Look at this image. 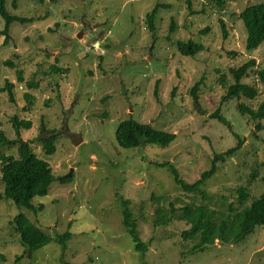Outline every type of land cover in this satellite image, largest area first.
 I'll list each match as a JSON object with an SVG mask.
<instances>
[{
	"label": "rangeland",
	"instance_id": "374dc122",
	"mask_svg": "<svg viewBox=\"0 0 264 264\" xmlns=\"http://www.w3.org/2000/svg\"><path fill=\"white\" fill-rule=\"evenodd\" d=\"M262 1L224 0L221 6L212 0H15L14 6L5 1L9 14L31 21H12L4 43L0 16L5 136H0V155H16L18 140L29 142L56 179L47 195L33 199L36 209L0 198V264H264L262 225L237 241L215 239L201 249H193L198 238H181L188 227L184 220L152 226L155 206L178 197L177 207L190 197L208 201L185 193L172 168L160 165L165 161L190 184L211 166L213 154L241 140L205 178L208 204L216 211L228 204L238 209V188L250 196L264 193V115L239 106L258 111L264 101V83L256 73L264 68V42L247 50L239 18L246 5ZM152 9L151 29L146 15ZM188 39L204 48L182 55L177 41ZM252 58L255 64L242 80L258 90L256 96L221 98L233 80L228 67ZM214 111L227 124L211 115ZM12 115L30 119L31 126L15 130ZM126 117L174 133L175 141L168 147H121L114 135ZM64 124L81 133L78 145L62 133ZM50 135L55 151L46 154L42 140ZM125 206L147 245L144 254L122 223ZM18 211L51 236L47 245L29 253L19 243L11 221ZM68 230L64 247L58 239Z\"/></svg>",
	"mask_w": 264,
	"mask_h": 264
},
{
	"label": "trees",
	"instance_id": "16d2710c",
	"mask_svg": "<svg viewBox=\"0 0 264 264\" xmlns=\"http://www.w3.org/2000/svg\"><path fill=\"white\" fill-rule=\"evenodd\" d=\"M5 1L0 0V16L4 20L1 32L4 35V43H7L9 24L12 21L28 22L31 21V18L17 17L16 15L9 14L5 7ZM212 1L216 6H221L224 0ZM14 2L15 0H11L12 6H14ZM153 11L152 9L150 14L146 15L147 24L151 29L153 28ZM239 18L243 22L246 31L245 47L249 51H255L264 42V1L246 5L239 13ZM218 21L221 26V32L224 35L223 21L221 19ZM203 48V43L194 39L177 41V50L182 55L193 56ZM255 61L252 58L240 66L228 67V72H230L233 80L227 84L221 98L239 97L241 93L248 95V97L256 96L258 90L242 80V77L247 74L248 68L254 66ZM52 67L58 69L56 65H52ZM256 73L264 83V68L256 69ZM17 79H20V75H17ZM222 79L223 76L220 74L219 80L222 81ZM28 83L34 84L35 82L28 81ZM9 86H11L10 83H8ZM196 87L197 84L195 82L192 87L194 91ZM195 99L197 100V97ZM239 106L242 111H248L254 116L264 115V101L261 103L258 111L245 105L239 104ZM211 115L216 116L222 123L227 124L226 119L216 111L212 112ZM11 118L15 130L19 126L24 128L31 126L30 119H18L15 115H12ZM0 136L5 138L1 131ZM114 137L116 143L125 148L147 143L168 147L175 141L176 135L168 131L155 129L149 124L141 123V121L133 117H126L119 121ZM54 140L55 135H50L42 140V147L46 154H52L55 151ZM12 142H15V140H12ZM241 143L242 141L239 140L235 147L213 154L211 166L201 173L199 179L190 184L185 183L179 177L178 171L168 161L160 165H168L172 168L175 181L180 184L181 189L185 193H192L195 197L200 196L209 201L210 196L207 194L205 188H203L205 178L216 170L217 161L221 162L224 157L233 155L236 149L241 147ZM0 159V180L3 183V191L0 193V198L6 197L18 206L36 209L33 199L37 196L47 195L51 183L56 179L49 163L40 158L32 150L29 142L21 140L17 142L16 155H0ZM59 179L63 182L70 180L68 177H59ZM237 193L238 209L228 204L225 209L226 211L219 209L216 211L209 206L208 201L198 203L194 197H190L188 201L182 199V204L177 207L176 202H179L181 198H175L174 201H169L168 206L158 205L154 207L152 226H165L174 220H184L188 227L181 231V238L184 240L198 238L199 240L193 246V249H201L204 244L213 243L215 239H221L225 242L229 239L237 241L244 238L247 233L252 232L256 226H264V193L260 196H250V193L245 188H238ZM39 206L41 207V203ZM122 214V223L131 236L135 249L140 254H144L147 245L140 240L136 227V219L133 218L130 207L125 206ZM11 221L18 234L19 243L28 248L29 253L47 245L51 241V236L30 221L28 216L22 211L16 212L12 216ZM70 237L71 232L68 230L59 236L58 243L66 247V241Z\"/></svg>",
	"mask_w": 264,
	"mask_h": 264
},
{
	"label": "water",
	"instance_id": "95a60500",
	"mask_svg": "<svg viewBox=\"0 0 264 264\" xmlns=\"http://www.w3.org/2000/svg\"><path fill=\"white\" fill-rule=\"evenodd\" d=\"M120 48L123 49V46L120 45ZM62 133L71 138L75 145H78L83 140L81 133L73 132L68 124H64L62 127Z\"/></svg>",
	"mask_w": 264,
	"mask_h": 264
}]
</instances>
